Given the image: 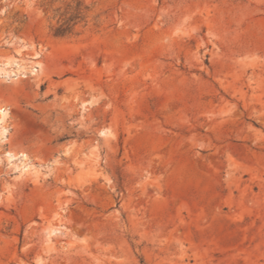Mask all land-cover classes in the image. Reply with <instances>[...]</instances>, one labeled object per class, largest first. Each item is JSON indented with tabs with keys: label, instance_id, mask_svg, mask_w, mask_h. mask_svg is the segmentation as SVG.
<instances>
[{
	"label": "rangeland",
	"instance_id": "374dc122",
	"mask_svg": "<svg viewBox=\"0 0 264 264\" xmlns=\"http://www.w3.org/2000/svg\"><path fill=\"white\" fill-rule=\"evenodd\" d=\"M15 57L0 264H264V0H0Z\"/></svg>",
	"mask_w": 264,
	"mask_h": 264
},
{
	"label": "bare ground",
	"instance_id": "6f19581e",
	"mask_svg": "<svg viewBox=\"0 0 264 264\" xmlns=\"http://www.w3.org/2000/svg\"><path fill=\"white\" fill-rule=\"evenodd\" d=\"M0 65L1 66L2 65H4V66H11V67L17 66V68H20L21 66H23L20 58H18V57H15V58H12V59L7 60L5 62H2V63H0ZM35 71H36V67L34 66V67H32V72H35ZM9 160H10V162H12L11 159H9ZM12 164L15 166V170H18L21 175L27 174V173H32V172H34L33 170L35 169V168L32 167L33 165L31 166L25 160H21L20 163H16V162L13 161ZM56 231H58V228L55 227V228L52 229L51 233L52 232L54 233Z\"/></svg>",
	"mask_w": 264,
	"mask_h": 264
},
{
	"label": "trees",
	"instance_id": "16d2710c",
	"mask_svg": "<svg viewBox=\"0 0 264 264\" xmlns=\"http://www.w3.org/2000/svg\"><path fill=\"white\" fill-rule=\"evenodd\" d=\"M56 34H57V35H64L65 32H64L63 30H60V29H59V30L56 32Z\"/></svg>",
	"mask_w": 264,
	"mask_h": 264
}]
</instances>
